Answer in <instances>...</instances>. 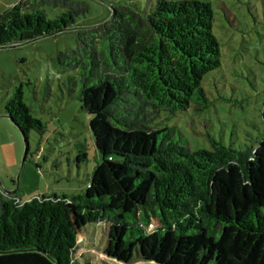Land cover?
Wrapping results in <instances>:
<instances>
[{
  "label": "trees",
  "instance_id": "obj_1",
  "mask_svg": "<svg viewBox=\"0 0 264 264\" xmlns=\"http://www.w3.org/2000/svg\"><path fill=\"white\" fill-rule=\"evenodd\" d=\"M49 2L64 12L49 19L26 0L8 9L0 49L68 31L90 12L87 3ZM114 13L79 28L77 47L54 59L61 73L75 74L70 93L92 116L102 161L78 196L21 204L0 189V264H80L68 205L109 226L110 256L127 259L155 222L163 264H264V138L241 148L211 139L212 150L192 151L177 128L159 127L163 113L209 108L203 80L222 64L211 4L158 0L147 15L128 7ZM5 106L26 140L45 132L22 87ZM220 176L233 183L222 200Z\"/></svg>",
  "mask_w": 264,
  "mask_h": 264
},
{
  "label": "rangeland",
  "instance_id": "obj_2",
  "mask_svg": "<svg viewBox=\"0 0 264 264\" xmlns=\"http://www.w3.org/2000/svg\"><path fill=\"white\" fill-rule=\"evenodd\" d=\"M19 1L0 0V13ZM26 1L40 5L49 19L64 12L62 6L49 2L53 0ZM69 1L90 7L88 14L77 19L76 27L0 49V188L13 192L21 204L44 195L84 194L102 161L90 127L92 116L82 109L78 93H70L68 80L75 74L61 73L54 59L77 47L79 28L101 25L123 7L147 15L158 0ZM198 1L212 6L213 31L221 50V67L203 80L210 105L202 113L194 107L176 115L163 113L159 127L177 128L192 151L212 150L211 139L236 148L257 145L264 138V0ZM19 87L32 115L46 126L42 134L30 133L28 147L5 109ZM232 184L228 176H220L215 185L217 199L225 198ZM67 213L78 237V263L163 264L155 222L124 259L107 253L111 241L107 224L88 222L72 205Z\"/></svg>",
  "mask_w": 264,
  "mask_h": 264
},
{
  "label": "water",
  "instance_id": "obj_3",
  "mask_svg": "<svg viewBox=\"0 0 264 264\" xmlns=\"http://www.w3.org/2000/svg\"><path fill=\"white\" fill-rule=\"evenodd\" d=\"M8 11V10H7ZM7 11H5V12H3V13H0V17H2L3 15H5L6 13H7ZM114 14L115 13H113V16H114ZM18 45H10V46H7V47H4V48H14V47H17ZM3 49V48H2ZM8 118H10L12 121H13V119L10 117V116H7ZM13 123H14V121H13ZM26 145H27V147H28V141L26 140ZM1 189V191H3L6 195H8V196H11V197H13V192H7V191H4L2 188H0Z\"/></svg>",
  "mask_w": 264,
  "mask_h": 264
},
{
  "label": "built area",
  "instance_id": "obj_4",
  "mask_svg": "<svg viewBox=\"0 0 264 264\" xmlns=\"http://www.w3.org/2000/svg\"><path fill=\"white\" fill-rule=\"evenodd\" d=\"M149 227L150 228H154V224H149Z\"/></svg>",
  "mask_w": 264,
  "mask_h": 264
}]
</instances>
